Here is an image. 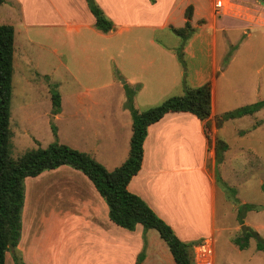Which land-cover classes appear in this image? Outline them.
Returning a JSON list of instances; mask_svg holds the SVG:
<instances>
[{"label": "rangeland", "instance_id": "rangeland-1", "mask_svg": "<svg viewBox=\"0 0 264 264\" xmlns=\"http://www.w3.org/2000/svg\"><path fill=\"white\" fill-rule=\"evenodd\" d=\"M210 2L211 0H197L199 14L192 16V24L201 15L207 16L211 10ZM211 14L217 16L213 11ZM172 16L174 18L172 17L169 22L176 27L182 26L180 18L183 15L180 14L179 8L173 12ZM218 16L215 19L217 25L214 29L212 30L207 24L199 39H196L189 48V56L182 55L183 65L181 64L185 69L187 79L193 78L196 70L206 74L207 77L210 75L209 82L214 91L213 115L214 119H217V122L221 124L216 137L225 141L229 146V150L220 162H215L211 157L206 161V167L212 173L216 188L213 239L208 238L207 240H210L213 249L212 264H264V250L257 248L255 235H250L245 246L241 248L234 242V238L239 234L244 238L242 231L244 227L255 231L264 240V107L249 115L221 120V115L224 112L264 100V29L261 27L249 28V30H245L246 33L249 32V35L245 36L240 29L232 28V22L229 20H226V24H222L223 19H229L228 17L221 18V14ZM204 22V20L198 19L196 23L200 26ZM0 24H9L13 27L8 124L10 131L9 155L12 159H16L25 151L37 146L45 147L54 140L72 149L87 151L85 142L92 140L85 138L86 131H82V133L76 129L70 118L71 112L75 109L71 106L77 100H102L108 99L109 95L112 104L107 107L108 110H111L113 114L122 110L128 111L125 107L126 90L133 89V87L123 83V75L118 74L119 60L117 56L125 50L126 43L127 46L131 45L130 42H121L120 38L134 36L136 31L129 30L118 33L115 30L110 35L109 42L95 37L93 33L86 30H81L78 34L80 38H78L76 33L63 26L27 25L21 21L17 11L9 10L4 5H0ZM220 25H226V28L220 30ZM212 36L215 37L214 43H212ZM155 38L164 46L177 45L176 47H178L179 45V38L167 27L156 29ZM84 39L88 40L83 41ZM109 52H114L115 59L107 63ZM231 56L234 58L223 69L224 75L220 76V65H225ZM212 59H214L213 64ZM106 66L111 67L114 85L112 88H98L106 82ZM215 66L217 69H213L212 75V68ZM135 86L139 87L138 84ZM119 88L122 90L120 91ZM243 90H253L254 93L258 92L259 96L252 97L249 93L250 100L247 104H243L239 99L240 96L232 97L230 95L232 91L237 93ZM53 92L59 95V108L64 112V116L56 121L50 115L52 109L50 95ZM181 94L174 92L171 95ZM133 101L134 94L132 97L133 107L140 111L147 108L141 104L142 96L137 97L135 103ZM91 110L103 113L101 106L91 108ZM128 116L127 118L130 120ZM51 127L55 129L56 139L52 135ZM212 135L213 130L210 123V139ZM110 163L106 162L108 169L112 167ZM115 165H118V162ZM67 168L71 169L69 166ZM76 173L85 178L80 171L76 170ZM60 175V173H53V170H46L35 177L25 178L23 182L24 199L27 201V206L24 201L20 215L21 226L25 225L31 234L37 232L38 243L44 249L49 247L55 249L62 241H60L62 235L55 228L46 231L44 227L40 226L39 217V212L47 205L62 203L61 198L65 196L66 189L61 187ZM190 176L192 180L190 179L189 203L198 205L204 194V184L199 173L192 172ZM229 189L234 191L236 203L228 192ZM182 192L179 190L181 197L178 199L184 206L187 198L186 193L182 194ZM242 202L259 208L246 211L243 214L244 227L238 223V217H236V207ZM24 214L29 215L26 220ZM205 216L206 214H202V222L198 227L204 225ZM178 227L184 228V231L177 228L181 233H194L198 229V227L185 224L180 225L179 222ZM116 228L122 229L119 226ZM147 231L149 246L145 247L146 240L143 236L144 248L141 253L142 257L148 253V259L144 260L142 264H174L165 242L157 232L153 229ZM185 242H189V240ZM71 248H75V245H72ZM101 248H98L101 259L102 255L110 254L112 257L124 255L125 262L131 255L130 251L119 247L110 248L109 251L107 248ZM77 252V248L72 249L68 259L69 264H97L100 259L90 251H87V257L84 258L75 256ZM193 252L194 264H200L194 249ZM20 260H22L21 252L18 249L13 248L5 252L4 264H15V261Z\"/></svg>", "mask_w": 264, "mask_h": 264}, {"label": "crops", "instance_id": "crops-1", "mask_svg": "<svg viewBox=\"0 0 264 264\" xmlns=\"http://www.w3.org/2000/svg\"><path fill=\"white\" fill-rule=\"evenodd\" d=\"M94 1L113 23V29L107 33H102L94 28V18L88 11L85 0H3L0 5L17 11L21 21L27 25L63 26L76 33L78 38H80L78 35L80 31L86 30L93 33L95 37L109 42L110 35L115 30L118 33L129 30L136 31L134 36L120 38L121 42H130L131 45L127 46L126 43L125 50L117 56L119 60L117 71L118 74L123 75V83L128 84L131 88L136 84L139 85L134 93V103L137 97L142 96L141 104L147 107L152 106L174 92L183 93L184 86L197 87L206 81L209 82L210 75L207 77L206 74L197 70L194 72L193 78L187 79L185 69L182 68L174 51L177 45L164 46L155 38L156 29H164L169 25L176 27L169 22L172 17L174 18L172 14L176 9L179 8L180 14L183 15L180 18L182 25L185 21L184 10L187 6H191V18L193 15L199 14L197 0ZM210 4L212 10V0ZM211 10L207 16L201 15L197 18L194 24L191 23L190 18L194 31L182 46V55L189 56V48L196 39H199L207 24L212 30L214 29L217 25L215 19L219 17L218 14H221V18H229H224L222 24H226V20H229L232 22V28L240 29L245 36L249 35V32H245L249 28L261 27L264 29V2L259 0H224L222 12L217 16H212ZM198 19L205 22L198 26L196 23ZM224 28L226 25L219 27L220 30H224ZM86 40L88 39L83 41ZM214 42L215 37L212 36V43ZM232 58L234 56H231L225 65H220V76L224 75L223 69ZM113 59H115L114 52H109L107 63ZM213 69L216 70L217 67L212 68V75ZM106 71V82L98 88H112L114 85L111 67L108 66ZM210 92L209 120L213 130L210 145L208 146L205 139L202 123L193 115L186 112L166 113L158 121L147 126L142 143L140 168L127 183V189L138 195L183 241L213 239L216 188L212 173L206 167V161L210 157L213 160L212 142L220 130L221 124L215 125L214 121L212 86ZM249 93L252 97L259 96V93H254L253 90H243L237 93L232 91L230 95L232 97L240 96L241 102L247 104L250 100ZM107 98L73 102L71 107L75 109L71 112L70 118L74 127L80 132L86 131L84 137L92 140L85 142L87 150L85 153L87 152L97 162H100L107 170H111L126 158L131 130L130 120L127 118L128 111L122 110L113 114L111 110L107 109L112 104L109 95ZM100 106L103 108V113L91 110V108ZM50 115L56 121L64 116V112L59 108L58 112ZM127 125L129 126L128 130ZM228 150L229 146L227 145L223 158ZM106 162H111L110 166L112 167L108 169ZM117 162L118 165H115ZM71 169L65 165L53 169V173L61 174L62 180L59 181L61 187L66 189V193L61 198L62 203L49 204L39 212L40 226L44 227L46 231L55 228L62 235L61 243L55 249L51 247L44 249L38 243L37 232L31 234L28 232L29 229L22 225L20 237L15 246L21 252L22 260L20 261L23 264H69V255L72 249L77 248L78 252L75 256L84 258L87 257V251H90L98 259L100 258L97 264H142L144 260L148 259V253L143 255L139 263L137 255L144 248L143 236L146 240L145 247L149 246L148 231H143L140 225H136L131 231L116 228V225L108 219L106 204L92 183L86 177L79 176L75 169ZM192 172L199 173L204 184V194L198 205L189 203ZM179 190L183 191L182 194L186 193L187 200L184 206L178 199L181 197ZM24 201L23 197L22 209ZM182 201L184 202V198ZM25 206H27V201H25ZM202 214H206L205 222L204 225H201L202 227H198L202 222ZM24 215L26 220L29 215ZM178 222L180 225L185 224L198 227V229L194 233H181L177 228L183 231L184 228L178 227ZM72 245H75V248H71ZM101 247L107 248L108 251L110 248L119 247L130 251L131 255L125 262L124 255L117 257H112L110 254L102 255L101 259L98 254V248Z\"/></svg>", "mask_w": 264, "mask_h": 264}, {"label": "trees", "instance_id": "trees-1", "mask_svg": "<svg viewBox=\"0 0 264 264\" xmlns=\"http://www.w3.org/2000/svg\"><path fill=\"white\" fill-rule=\"evenodd\" d=\"M152 1V0H150ZM264 2V0H259ZM3 0H0V4ZM88 11L94 18V28L102 33L113 29V23L108 19L94 0H85ZM185 21L180 27L169 25L167 28L179 38V45L175 54L183 65L182 46L191 36L194 28L191 26V6L184 10ZM13 51V27L9 24H0V264H4L5 252L15 248L20 237L21 209L24 197V179L35 177L46 170H53L61 165H67L80 171L93 185L96 192L103 199L107 207L108 219L126 230H133L140 225L142 230L153 229L165 242L174 264H194L193 246L201 240L189 242L180 240L172 228L162 220L154 211L136 194L127 189V183L140 168L142 158V143L146 135L147 126L158 121L169 112H186L193 115L202 123L205 139L210 145L209 115L211 110V86L208 81L197 87H183L181 95H171L158 104L147 107L141 111L132 105V97L138 86L127 89L125 107L130 114V136L126 158L116 167L107 170L89 154L72 149L56 140L45 147L37 146L22 153L16 159L9 155V105L11 94ZM51 98V113L59 110V95L53 92ZM264 107V100L253 102L236 108L221 115V120L233 119L252 114ZM219 125L218 120H214ZM51 132L56 139L55 129ZM213 160L220 162L227 149L225 141L214 136L212 142ZM234 198L232 189L228 191ZM236 203V199L234 198ZM234 203V202H233ZM257 206L247 203L238 204L236 207L237 221L243 225L246 211L257 210ZM244 227V225H243ZM246 229V230H245ZM244 238L239 234L234 238L239 248L245 246L247 238L255 235L257 248L264 250V240L253 230L244 227ZM242 232V233H243ZM242 239V241H241ZM144 240V238H143ZM142 259V253L137 255V262ZM15 264H23L15 261Z\"/></svg>", "mask_w": 264, "mask_h": 264}, {"label": "built area", "instance_id": "built-area-1", "mask_svg": "<svg viewBox=\"0 0 264 264\" xmlns=\"http://www.w3.org/2000/svg\"><path fill=\"white\" fill-rule=\"evenodd\" d=\"M223 3L224 0H212V11L215 14H218L223 8ZM193 249L200 264H212L213 249L210 240H201L199 243L193 246Z\"/></svg>", "mask_w": 264, "mask_h": 264}]
</instances>
